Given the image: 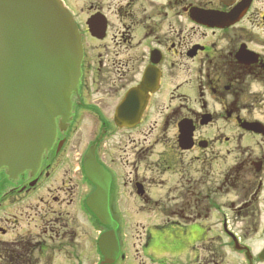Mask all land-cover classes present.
Listing matches in <instances>:
<instances>
[{
	"label": "flooded vegetation",
	"instance_id": "flooded-vegetation-1",
	"mask_svg": "<svg viewBox=\"0 0 264 264\" xmlns=\"http://www.w3.org/2000/svg\"><path fill=\"white\" fill-rule=\"evenodd\" d=\"M61 1L82 41L80 82L38 168H0V264H205L213 243L201 222L222 210L217 241L264 264V0H119L115 21L86 0L84 29ZM243 2L221 26L217 16ZM88 40L102 43L97 69ZM82 116L92 120L86 151L109 175L114 228L86 206L96 187L69 136ZM218 193L231 208H215ZM112 230L116 249H101ZM208 253L217 264V248Z\"/></svg>",
	"mask_w": 264,
	"mask_h": 264
},
{
	"label": "water",
	"instance_id": "water-1",
	"mask_svg": "<svg viewBox=\"0 0 264 264\" xmlns=\"http://www.w3.org/2000/svg\"><path fill=\"white\" fill-rule=\"evenodd\" d=\"M219 1L230 5L233 0ZM247 5L243 2L237 12L217 16L221 26H230L235 13ZM87 25L93 36L102 37L100 20ZM82 59L80 35L60 0H0V168L7 167L8 174L36 170L43 152L52 147L55 119L63 124L69 116ZM83 168L96 187L87 198L88 208L114 228L109 175L97 164L93 148L86 152ZM113 235L112 230L100 238L101 249H116Z\"/></svg>",
	"mask_w": 264,
	"mask_h": 264
},
{
	"label": "rangeland",
	"instance_id": "rangeland-1",
	"mask_svg": "<svg viewBox=\"0 0 264 264\" xmlns=\"http://www.w3.org/2000/svg\"><path fill=\"white\" fill-rule=\"evenodd\" d=\"M66 2L67 7L73 11V14L75 16V19L79 26L84 29L85 26V20L88 18V5L90 2H87L86 0H64ZM119 0H93L95 2L94 5L101 6L102 8H105L104 11L110 16L112 21H115L114 17V10L116 9L115 6L118 5ZM85 39V37H84ZM88 44H93L96 45L94 51L91 49H88V51L91 53L90 56H92L91 61L94 62L95 64V69L98 67L99 62H103V51H102V43L98 42H92V41H87ZM89 55V53H88ZM84 91V90H83ZM86 93H83V98H85ZM86 99L88 97L86 96ZM74 120L72 122V135L71 139L72 140V145H73V154H83L84 151H86V148L88 146V142L90 141V132L92 130V120L88 119L86 116H82L79 120H77L76 124L73 126ZM73 132L74 135H73ZM162 192V191H161ZM218 193L217 199L213 201L215 204V208H217V202L218 204H225L228 208H231L230 205V200L233 199L232 197H228L229 195H219ZM260 203L258 204V211L264 213V194L262 193V197L260 198ZM213 211V210H212ZM226 214L229 216L228 211L222 210V212L217 213V211H213L210 218H207L208 220L202 221L200 229L201 231H204V233H207L208 239L207 241L213 243L210 248L207 246L206 247V252H205V264H209L210 260V254L208 251L212 249L217 248V264H243L242 263V256L238 253L232 252L233 250L229 248V245L226 244V241H222L219 238V241H217V229L213 226L215 223H217V220L221 219V215ZM236 226L239 227L241 226L239 221H235ZM80 230V228H79ZM259 235H255V237H258ZM254 244V246H253ZM228 246V247H227ZM253 250L255 253H257L258 249L263 246V243L260 242H255L252 243ZM229 248V249H228Z\"/></svg>",
	"mask_w": 264,
	"mask_h": 264
}]
</instances>
